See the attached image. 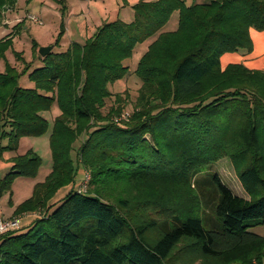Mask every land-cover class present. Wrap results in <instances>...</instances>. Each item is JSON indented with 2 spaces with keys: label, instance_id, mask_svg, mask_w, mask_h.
<instances>
[{
  "label": "trees",
  "instance_id": "1",
  "mask_svg": "<svg viewBox=\"0 0 264 264\" xmlns=\"http://www.w3.org/2000/svg\"><path fill=\"white\" fill-rule=\"evenodd\" d=\"M16 2L0 0V13ZM133 9L131 22H105L38 66L6 61L0 71V156L23 136L50 132L52 158L50 173L14 209L13 217L32 216L0 233V264H264V236L250 231L264 225V69L221 67L223 54L253 51L250 30H264V0H138ZM176 10L177 28L164 31ZM152 37L123 117L127 94L110 85ZM11 45L0 39V59ZM24 74L33 86L21 84ZM54 105L60 113L49 130L42 112ZM223 156L248 198L214 172L198 176ZM11 163L0 198L17 177H35L42 158L29 150Z\"/></svg>",
  "mask_w": 264,
  "mask_h": 264
},
{
  "label": "crops",
  "instance_id": "2",
  "mask_svg": "<svg viewBox=\"0 0 264 264\" xmlns=\"http://www.w3.org/2000/svg\"><path fill=\"white\" fill-rule=\"evenodd\" d=\"M211 0H184L187 5L208 3ZM138 0H17L13 9L3 10L0 18V39L9 36L12 39V45L5 52V58L0 59V71L5 68V62L21 69L24 62H32L33 66L41 64L43 56L39 53L41 46L52 45L53 51H64L73 42L84 43L92 36L97 29L105 22H111L120 19L124 22H131L134 19L133 5ZM35 15L40 19L39 22L28 19L29 15ZM179 11H174L168 22L164 25V31L175 30L178 26ZM63 27V34L57 45V36ZM254 48L252 52L240 50L238 52H227L221 57V63H243L250 69H264V30H250ZM154 37L138 44L131 57L123 61L125 66L130 69V74L124 79L117 80L111 90L114 88H126L133 84L140 86V80L134 76L141 55L148 49L149 44ZM33 42L38 44L37 53H33ZM19 53L20 56H16ZM137 53V54H135ZM226 58V61L223 59ZM31 69V68H30ZM21 84L26 87L33 86L24 74L21 78ZM60 113V110L54 105L49 111H43L42 115L48 120L53 121L54 117ZM47 137L50 133L48 132ZM44 135V136H45ZM42 136H23L20 138L16 150L5 151L0 156V170L2 177L11 166V159L16 155H23L29 150L39 153L41 145L45 146L46 141H41ZM7 140H3L6 144ZM45 150V149H44ZM41 156V155H40ZM42 165L35 177H17L12 184V193H5L0 198V217L9 218L14 215L15 207L30 197L33 187L37 182L44 181L45 177L52 169L51 151L48 150L42 154ZM11 197L13 205L8 201ZM8 199V200H7ZM33 213L19 215L21 221L23 217L32 216ZM30 218V217H28Z\"/></svg>",
  "mask_w": 264,
  "mask_h": 264
},
{
  "label": "rangeland",
  "instance_id": "3",
  "mask_svg": "<svg viewBox=\"0 0 264 264\" xmlns=\"http://www.w3.org/2000/svg\"><path fill=\"white\" fill-rule=\"evenodd\" d=\"M3 11V10H2ZM33 15V14H32ZM35 16V15H34ZM0 18H3L1 13H0ZM3 38V37H2ZM11 38V37H10ZM137 54V53H135ZM224 55V54H223ZM223 61H226V58L223 59ZM124 65V64H123ZM228 65V64H227ZM227 65H225V63H221V67L222 69L225 68ZM125 66V65H124ZM134 66H137V63H135ZM127 68V73L125 74L124 77L120 78V79H124L127 75L130 74V69L128 66H125ZM134 76H136L138 78V76L133 73ZM120 79H117V80H120ZM139 79V78H138ZM116 80V81H117ZM140 80V79H139ZM115 81V82H116ZM114 82V83H115ZM141 82V80H140ZM113 83V84H114ZM113 84L110 85L113 86ZM141 85V83H140ZM140 86L136 85V84H133L131 85L130 87H126L125 89L124 88H114L113 90H111L113 93H125L127 94V100H128V104L126 107L123 108V111L124 113L126 114V112H130L131 109L133 108V105L135 103V100H136V97L138 95V89H139ZM112 89V88H111ZM113 103V97L111 98H108L106 99V104H105V107L103 108L104 111L108 110L109 106ZM122 111V112H123ZM51 124H52V121H50V127H49V130H51ZM48 130V131H49ZM50 133V132H49ZM47 134V133H46ZM45 135V134H44ZM43 135V138H40L41 141H46L45 143V146L41 145L40 148H39V155L42 156L43 153H45L46 151L50 150V144H49V137H47V135L44 136ZM79 143L77 142L76 146L78 145ZM45 149V150H44ZM74 156V155H73ZM42 158V157H41ZM216 173L218 174L221 179L223 180V182L233 191L235 192L236 194L240 195V196H243V197H246L248 198V193L246 192V190L243 188L242 184H241V181L239 180L238 176H237V171L231 161V159L227 156H223V157H220L219 159L213 161L212 163L208 164L207 166L203 167L202 170L200 171V173L198 174L199 177H202V176H205L207 173ZM3 174L2 171L0 170V175ZM85 179H88L86 180L85 184H86V187H85V190L87 191L88 189V182H89V178L91 177V175L88 173H85V175H83ZM78 180H81L82 179V174L80 172V175L78 176ZM79 188V186H78ZM32 195V194H31ZM30 195V196H31ZM8 200V199H7ZM9 202V201H8ZM209 215V211L207 210V212ZM25 220L27 219H24L22 220V222L24 223ZM250 231L256 233V234H259L261 236H264V225H259V226H256L254 228H251ZM198 261H196L194 264H197Z\"/></svg>",
  "mask_w": 264,
  "mask_h": 264
},
{
  "label": "built area",
  "instance_id": "4",
  "mask_svg": "<svg viewBox=\"0 0 264 264\" xmlns=\"http://www.w3.org/2000/svg\"><path fill=\"white\" fill-rule=\"evenodd\" d=\"M28 19L35 21V22L40 21V19L34 15H29ZM123 117H126L125 113L123 114ZM86 180H88V179H85L83 181V183H81L79 185V188H78L79 191L85 190ZM19 227H20V218L19 217H12V218L11 217L10 218L0 217V233H4V232L11 230V229H19Z\"/></svg>",
  "mask_w": 264,
  "mask_h": 264
},
{
  "label": "water",
  "instance_id": "5",
  "mask_svg": "<svg viewBox=\"0 0 264 264\" xmlns=\"http://www.w3.org/2000/svg\"><path fill=\"white\" fill-rule=\"evenodd\" d=\"M52 45H48V46H41L39 48V53L41 56H45L51 49H52Z\"/></svg>",
  "mask_w": 264,
  "mask_h": 264
}]
</instances>
